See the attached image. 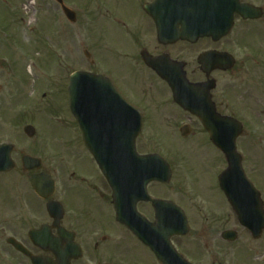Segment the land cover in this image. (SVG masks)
Wrapping results in <instances>:
<instances>
[{"label":"flooded vegetation","instance_id":"obj_1","mask_svg":"<svg viewBox=\"0 0 264 264\" xmlns=\"http://www.w3.org/2000/svg\"><path fill=\"white\" fill-rule=\"evenodd\" d=\"M156 1L124 0L132 5L121 12L108 10L104 7L106 5H102L110 19L108 25L111 29L108 31L116 29L120 41L116 49L105 44V56L110 54L120 59L121 63L117 75V72L114 74L103 67V59L91 60L89 55L90 65L100 67L98 71L90 69L86 72L104 79V85L108 86L106 91L103 90L104 100L82 101V108H76L70 114L67 95L66 106L61 102L62 85L57 78L50 85L52 89H47L48 92L38 90L40 92L33 99H26L22 90L17 92L14 85L18 84H0V264H264V174L256 176L252 174L255 170L244 169L247 180L260 198L258 206L256 196L253 194L250 198L253 206L247 217L253 227L241 226L238 215L220 192L217 179L222 170L217 173L215 182L224 206L214 208L208 198L203 199L204 205L199 209L202 224L198 231L189 230L184 235L175 231L172 234L170 231H129L116 222L113 190L99 170L92 152H102L107 148L115 152L125 151L126 148L121 147L116 139L133 135V131L127 132L125 123L136 120L138 116L141 131L135 139L134 149L139 156L155 154L142 152L138 147L144 124H157L162 119L168 121L175 118L174 115H181L187 122L198 123L173 101L169 86L154 72L155 65L160 71H166L178 87L185 80L193 83L213 80L216 86L210 94L215 111L239 121L243 112L231 100L218 94L220 78L217 76L227 72L215 70L207 75L197 65L200 78H194L193 72L191 79L189 64L183 56L189 47L199 44L201 48L197 58L202 54L223 52L233 57L229 48L216 47L229 35L218 41L202 37L191 45L184 40L175 41L173 30L169 29L173 28V24L163 20L160 25L167 30L164 37H159L156 22L146 12L148 8L155 16L158 6L153 4ZM239 1L260 9L262 13L257 21L234 16L230 33L240 27L242 39L248 34L245 25L252 33L250 27L264 18V6L260 5L264 0ZM57 6L56 25L61 24L63 17L60 6ZM2 35L6 33L0 31L1 38H4ZM10 40L8 50L0 52L1 58L14 60L24 56V39L19 31ZM179 45L186 47L182 49ZM10 48L14 51L9 52ZM17 66L12 64L10 69L13 73H21V66ZM55 75H61L60 70ZM128 78L132 79L133 85ZM125 82L134 88V99L142 105L128 96ZM152 84L169 98L162 101L163 106L151 104L156 101L144 103L137 96L138 93L142 96L144 88L140 87ZM245 92L248 89H241L237 99L244 101ZM127 106L131 109L128 110ZM64 118H69L72 124L67 148L63 146ZM203 133L207 137L204 130ZM84 137L90 139L88 143L92 152L86 147ZM63 150L69 154L65 159ZM168 165V184L150 182L146 186V195L154 200L176 204L183 210L190 227L186 203H176L173 198L159 193L160 188L165 189L172 182L173 169ZM123 166L128 165L125 162ZM152 168L159 169L158 165ZM125 183L126 180L121 181L122 185ZM133 191L135 193L136 190ZM120 192L126 195L127 189ZM142 197L131 199L133 204L122 202L123 217L134 219L138 215L155 225L158 211H162L160 214L167 218L174 216V210L168 203L159 207Z\"/></svg>","mask_w":264,"mask_h":264},{"label":"rangeland","instance_id":"obj_2","mask_svg":"<svg viewBox=\"0 0 264 264\" xmlns=\"http://www.w3.org/2000/svg\"><path fill=\"white\" fill-rule=\"evenodd\" d=\"M64 2L76 15L74 24L69 23L63 16L61 24L56 25L54 20L59 8L54 0H0V31L6 33L5 36L2 35L4 38L0 36V52L8 50L10 37L18 31L24 39L25 46L24 56L21 58L3 60L0 55V84L21 85L14 86L17 92L23 91L26 99H33L40 92L38 90L52 89L50 85L54 84L57 78L56 80H60L59 84L62 85L61 102L66 106L69 75L80 70L98 71L100 66L96 64L92 67L90 59L96 61L100 57L104 60L105 69L114 74L117 72L119 75L120 59L110 54L105 56L107 44L112 49L120 45L117 39L118 32L113 28L111 32L108 31L111 29L108 25L110 19L106 16V10L102 5H106L104 7L108 10L121 12L132 4L125 3L124 0H115V2L64 0ZM260 5L264 6V3L261 2ZM258 22L260 23L250 27L252 33H249L245 25L244 29L248 34L247 37L242 38L243 40L240 39L242 31L237 27L216 47L229 48L236 61L231 71H226L227 73L217 78H220L218 94L231 100L233 105L236 104L243 111L242 116L238 118L243 122V133L236 142L237 151L242 157V166L248 171L255 170L252 174L261 176L264 174V18ZM179 46L182 49L186 47ZM200 48L199 44L189 47L187 54L183 55L189 64L191 79L193 72L194 78L199 77L196 58ZM13 51V48L9 49V52ZM84 51L89 53L90 59L85 57ZM12 64H17V68L21 66V73H13L10 69ZM58 70L61 73L59 76L55 75ZM128 81L133 85L131 78H128ZM126 85L128 86L124 88L126 93L136 101L132 92L134 88L127 83ZM152 85L140 87V89L144 88L141 90L142 96L139 93L137 96H140V100L144 103L156 101L151 104L156 107L163 106L162 101L165 102L169 98L163 96L156 85ZM241 89H248V92L244 93V101L237 99ZM137 103L142 105L140 102ZM180 116L174 115L175 118L168 121L162 119L157 124L155 122L144 124L138 139V147L142 152L157 153L171 165L172 182L169 187L160 188L159 193L164 197L173 198L176 203L182 205L186 203L184 205L188 210L190 231H198L202 224L199 209L204 205L203 199L208 198L211 207L224 206L215 178L226 165L224 158L212 149L200 125L197 122H187ZM183 124H187L191 131L184 138L178 131ZM71 125V120L64 118L62 123L64 148L69 147ZM63 153L65 159L68 153L65 150ZM70 160L68 163L72 161Z\"/></svg>","mask_w":264,"mask_h":264},{"label":"water","instance_id":"obj_3","mask_svg":"<svg viewBox=\"0 0 264 264\" xmlns=\"http://www.w3.org/2000/svg\"><path fill=\"white\" fill-rule=\"evenodd\" d=\"M179 2L184 6L180 10H174L176 11L175 13L179 12L174 16L177 19L176 22L181 24V29L179 31H177L176 27L174 28L175 38L176 36H179L178 38L187 39L192 43L196 42V40L203 35H211L217 39L226 35L232 24L231 15L238 9H235L236 7L233 9L224 8L226 7V4H230L229 0H180ZM232 2L234 3V1ZM160 3H162V0ZM222 3L224 5L220 6ZM174 11L172 10L171 12ZM63 12L71 22L75 21V16L72 12L64 7ZM220 18H222V21L219 20ZM158 29L160 28L158 27ZM158 69L156 68V71L159 72ZM203 69H205L207 73L211 70L210 66L205 65H203ZM76 77V75L72 76L68 87L69 107L71 111H73L76 106L75 103L77 100L83 101L92 99L96 101L105 99L103 91L99 88L89 89L85 80L82 82L78 81L80 85L78 88H75L74 84L77 80ZM167 80L173 90L175 101L200 120L201 124L208 131L210 140L224 153L229 167L219 179V184L228 201L234 206L237 200V194L235 196L233 194V180L237 174H240V158L235 151V140L241 134L240 125L219 118L215 115L214 108L210 103L209 98V91L213 88V83L196 85L188 84L184 87L185 89L182 90L179 89V87H176L175 83H171V80ZM175 87L177 89H175ZM126 124L129 125L130 123L127 122ZM138 130L139 123L137 122V129L135 132L137 133ZM183 134L185 135L187 133L185 132ZM136 135L137 134H134L133 137H130L128 134L125 138L121 136L116 139L124 148H126L125 152L121 155L116 154L115 151L92 152V154L113 190L118 191L117 181L119 180V176H117V174L127 171L130 175L127 178L128 182H126V185L136 187L142 184L141 188L145 195V185L148 182L156 180L165 183L168 181L169 176L168 173L166 175V172L164 177L160 174L162 170L165 169L164 171H166L167 168L158 157H138L135 155L134 137ZM83 140L87 143L89 142L88 138L84 137ZM132 159L136 161V167L126 169V171L125 169H120V164L125 163V160L128 164ZM154 163L159 165V169L151 168V165ZM161 165H164V168ZM146 175H149L150 177H147ZM116 211L117 221L126 224L132 231H148V228L149 231H187L185 220L181 215V222L176 216L174 218H169L168 220L164 218L163 221L160 220L158 226H155L156 229L152 230L151 225L143 226L137 222L129 221L127 223V221L121 216L117 203Z\"/></svg>","mask_w":264,"mask_h":264}]
</instances>
